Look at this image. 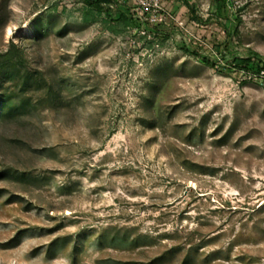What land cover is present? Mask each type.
<instances>
[{"label": "rangeland", "instance_id": "obj_1", "mask_svg": "<svg viewBox=\"0 0 264 264\" xmlns=\"http://www.w3.org/2000/svg\"><path fill=\"white\" fill-rule=\"evenodd\" d=\"M4 1L41 82L0 120V264H264V71L225 65L264 57V0H118L129 43L81 0Z\"/></svg>", "mask_w": 264, "mask_h": 264}, {"label": "trees", "instance_id": "obj_2", "mask_svg": "<svg viewBox=\"0 0 264 264\" xmlns=\"http://www.w3.org/2000/svg\"><path fill=\"white\" fill-rule=\"evenodd\" d=\"M82 12L81 19L86 22H95L99 20L96 14L101 11L109 19L113 29L123 37L128 43L135 37H141V33H134L136 30L137 13L127 6L121 5L118 0H81ZM227 0H217L218 4L226 5ZM189 4L188 2H186ZM190 5V4H189ZM6 1L0 6V24L5 23L4 10H6ZM147 33H154L156 36L166 35L155 28L145 27ZM37 37L45 33L44 22L42 19L36 23ZM138 35V36H137ZM147 37V36H144ZM256 57L261 60L257 64L256 71L258 75L264 71V57L253 48H245L244 54L233 58V66L228 63L226 67H241L244 71H249L252 65L256 63ZM209 66L218 67L216 59L204 58ZM17 77L21 78V86L17 84V89L11 86L16 83ZM41 80L36 79L28 69V58L25 48L11 42L6 50L0 51V120L9 119L22 115L32 105V99L27 95L28 88L34 84L40 85ZM17 89V90H16Z\"/></svg>", "mask_w": 264, "mask_h": 264}, {"label": "built area", "instance_id": "obj_3", "mask_svg": "<svg viewBox=\"0 0 264 264\" xmlns=\"http://www.w3.org/2000/svg\"><path fill=\"white\" fill-rule=\"evenodd\" d=\"M139 1L141 2V6H140L139 10H137V11H140V9L141 10L144 9L149 4V0H139ZM138 13L140 14L141 12H138ZM132 40H134V39H132Z\"/></svg>", "mask_w": 264, "mask_h": 264}, {"label": "bare ground", "instance_id": "obj_4", "mask_svg": "<svg viewBox=\"0 0 264 264\" xmlns=\"http://www.w3.org/2000/svg\"><path fill=\"white\" fill-rule=\"evenodd\" d=\"M9 32H11V31L9 30Z\"/></svg>", "mask_w": 264, "mask_h": 264}]
</instances>
